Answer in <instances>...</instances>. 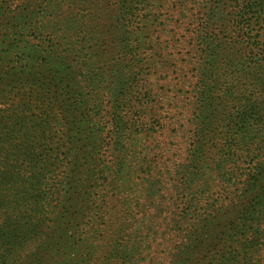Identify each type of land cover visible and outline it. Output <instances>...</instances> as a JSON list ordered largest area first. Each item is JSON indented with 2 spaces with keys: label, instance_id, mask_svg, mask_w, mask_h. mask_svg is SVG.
I'll return each instance as SVG.
<instances>
[{
  "label": "trees",
  "instance_id": "trees-1",
  "mask_svg": "<svg viewBox=\"0 0 264 264\" xmlns=\"http://www.w3.org/2000/svg\"><path fill=\"white\" fill-rule=\"evenodd\" d=\"M87 1L62 4L83 20ZM252 1L243 8H264ZM192 3L204 7L180 4L150 26L147 67L117 27L111 39L113 26L68 21L87 38L75 50L74 76L99 125L107 120L103 145L85 160L95 165L96 185L78 207L96 227L75 242L73 264H193L223 236L231 245L224 243L216 263L264 264V69L248 65L249 51L239 46L245 26L230 19L223 0ZM53 16L57 26L62 19ZM95 66L107 71L93 73ZM1 120L0 140L14 132ZM7 175L0 173V261L23 247L29 228L14 216L22 218L24 203L3 194ZM43 202L35 200L33 210L41 212ZM49 263L40 253L31 261Z\"/></svg>",
  "mask_w": 264,
  "mask_h": 264
},
{
  "label": "rangeland",
  "instance_id": "rangeland-1",
  "mask_svg": "<svg viewBox=\"0 0 264 264\" xmlns=\"http://www.w3.org/2000/svg\"><path fill=\"white\" fill-rule=\"evenodd\" d=\"M248 1L254 3H223L230 19L238 17L245 26L239 46L249 51L248 65L256 63L261 67L255 69H264V8L246 10L243 7ZM192 2L195 0H88L81 9L89 15L79 20L62 0H0V121L1 128V117L14 128L0 140V173H7L12 184L3 194L24 203L22 218L14 214L15 218L29 225L22 235L23 247L18 243L9 256L2 254L0 263L6 259V264H31L40 253L49 264H73L75 242L81 237L88 239L95 231V222L87 223L78 207L84 193L95 188V165L85 160L103 145L99 133L107 127V120L99 125L83 84L74 76L78 69L72 64L73 56L76 49L83 48L86 35L72 29L68 21L94 22L102 31L113 26L108 35L111 39L117 27L120 33H127L147 67L151 59L148 47L155 44L150 26L168 11L174 14L180 4L187 9L195 7L196 12L204 7ZM53 15L62 19L57 26ZM178 58L174 53L168 61L175 64ZM152 66L161 69L160 63ZM95 68L90 71H107ZM128 194L130 199L134 195ZM37 199L46 201L41 212L33 210ZM214 236H220L218 231ZM219 239L218 247L206 246L193 264H218L214 257L224 252V243L231 245L225 236ZM232 246L234 251L236 245ZM70 247L73 249L67 250Z\"/></svg>",
  "mask_w": 264,
  "mask_h": 264
}]
</instances>
